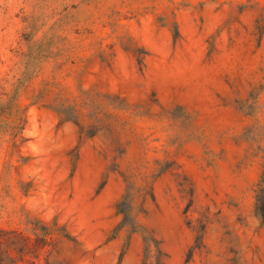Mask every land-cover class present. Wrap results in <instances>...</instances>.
Listing matches in <instances>:
<instances>
[{
  "label": "rangeland",
  "instance_id": "obj_1",
  "mask_svg": "<svg viewBox=\"0 0 264 264\" xmlns=\"http://www.w3.org/2000/svg\"><path fill=\"white\" fill-rule=\"evenodd\" d=\"M263 174L264 0H0V264H264Z\"/></svg>",
  "mask_w": 264,
  "mask_h": 264
},
{
  "label": "trees",
  "instance_id": "obj_2",
  "mask_svg": "<svg viewBox=\"0 0 264 264\" xmlns=\"http://www.w3.org/2000/svg\"><path fill=\"white\" fill-rule=\"evenodd\" d=\"M128 197L129 194L125 195L123 201L117 204L119 213H122L125 216V222L128 218H130L129 211L126 208ZM257 212L264 219V174L263 178L261 179V182L259 183V189L257 194Z\"/></svg>",
  "mask_w": 264,
  "mask_h": 264
}]
</instances>
